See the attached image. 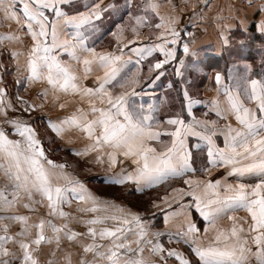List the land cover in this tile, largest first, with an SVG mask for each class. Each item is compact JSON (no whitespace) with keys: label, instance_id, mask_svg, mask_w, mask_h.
Returning a JSON list of instances; mask_svg holds the SVG:
<instances>
[{"label":"snow or ice","instance_id":"1","mask_svg":"<svg viewBox=\"0 0 264 264\" xmlns=\"http://www.w3.org/2000/svg\"><path fill=\"white\" fill-rule=\"evenodd\" d=\"M142 2L144 14L130 13L111 33L115 50L97 51L87 40L88 34L96 30L94 22L108 10L102 2L90 6L85 13L69 16L61 10L64 0H0V18L18 26L16 32L0 34V48L6 44H23L20 33L26 29L24 35L31 40L27 51H11L21 71L18 82L46 84L48 87L37 95L47 100L51 93L53 104L61 95L78 96L86 104L63 118L50 120L48 127L62 139L66 133L81 134L87 143L74 154L86 157L94 153L93 162L106 164V172H111L104 177L106 183L134 185L137 192H143L145 188H154L192 172L186 148L189 136L207 143L208 164L224 168L228 176L257 174L259 181L252 184H230L226 180L184 181L194 183L197 188L202 184L201 194L195 188L187 193L183 189L174 190L180 198L193 197L196 210L206 222L203 237L191 216L185 214L187 205L181 204L180 211L164 219L168 224L172 218L184 215L177 231L168 233L169 243L177 237V243L189 245L199 264H264V81L250 79V68L230 77V86L224 85L217 74V97L210 102L209 111L218 120L196 119L192 107L200 101L185 92V107L191 121L186 123L179 116L168 119L165 124L174 128L162 131L154 106L149 104L145 108L143 104L130 103V97L137 95L136 88L141 84L143 61L153 53L164 57L149 65L151 74L173 58L174 49L169 45L177 41L178 21L174 16L160 15L158 0ZM153 13L160 20L155 24L161 30L156 36L157 42L130 47L140 39L141 28L152 27ZM259 27L264 31V24ZM129 32L132 38L126 34ZM184 51L189 52L187 46ZM65 54L67 59H63ZM21 56L23 64L19 63ZM89 79L92 84L86 86L84 81ZM116 88L120 91H114ZM17 101L24 106L23 112L30 113L35 107L43 106L29 104L21 97ZM67 106L59 105L60 108ZM6 109L15 110L7 101L5 90L0 88V117L12 130L11 134L18 137L10 138V132L0 126V264H11L17 259L20 264H40L37 254L41 245L55 243L60 250L63 239L80 248L76 264H157L153 257H158L162 264H168L170 258H175L178 264H192L184 252L164 246L161 242L164 232H150L139 214L96 196L83 181L65 171V164L49 159L28 121L23 116L8 117ZM229 117L237 126L219 124L220 119ZM162 135L171 137L170 145L157 150L152 142ZM217 136H223V147L213 139ZM67 142L74 143L72 139ZM118 157L130 160L135 167L131 171L125 168L112 171L117 167ZM36 196L40 199H35ZM73 201L79 204L76 212L83 215L63 210ZM36 205L47 209V215L38 222H30L29 216L17 214L18 207L35 212ZM230 212L233 214L229 215ZM237 212L244 215H235ZM225 216L231 222L228 227L220 224ZM54 219L63 222L57 225ZM13 223H19L21 228L10 235ZM71 223L85 226L86 231L73 230L69 227ZM9 243L18 246L19 255L6 247ZM48 255L51 258L46 264H60L56 251ZM74 255L65 252L61 258L63 264H73ZM3 257H11V261Z\"/></svg>","mask_w":264,"mask_h":264},{"label":"crops","instance_id":"2","mask_svg":"<svg viewBox=\"0 0 264 264\" xmlns=\"http://www.w3.org/2000/svg\"><path fill=\"white\" fill-rule=\"evenodd\" d=\"M256 1L259 2L258 0ZM97 2H102L104 7L108 10L104 12L100 20L94 22L96 30L88 34L87 43L97 51H114L116 42L111 33L116 30L117 24H123L128 19L130 13L143 15V2L142 0H130V3L129 0H64V3L61 5V10L66 15L74 16L87 12L88 8ZM158 3L160 4V15L167 16L166 8L171 5L168 4L167 1L165 2V0H158ZM198 3V0L197 2H191L195 9L198 7ZM241 3H243L242 0H239L238 4H236L235 1L232 2V0H208L207 4L209 6L206 8L208 9L206 12L212 14V17L207 14L205 18L202 14L199 15V10L194 11V8L191 9L193 10L192 13L196 12L195 14H197L199 18L195 19V21L189 20L187 25H190V30H188V28H183L180 35L177 37V43L169 45L170 48L174 49L173 58L167 64H164L161 69H156L151 74H149V65H154L162 61L164 57L159 53H153L151 57L141 63V84L136 88L137 95L130 97V103L136 105L143 104L145 108H147L149 104H152L155 109V118L159 121L162 131L173 130L174 126L165 124V121L168 119L179 116L181 119H184L186 123L191 121L192 117L189 116L188 109L185 107V92H187L192 99L200 101V103L192 107V115L195 116L196 119H207L209 121L218 120L215 113L209 111L210 102L213 98L217 97L216 89L218 85L215 81V76L217 74L221 76L224 85L230 86L232 82L229 79L230 77H235L238 73L245 72L246 68H250L251 71L248 73L250 79L264 81V31H261L259 27L261 24H264V4L257 9L256 6H253L254 4H248L247 7H250L251 10H248L249 8H247V10L252 15L248 17ZM174 8L175 10L179 9L177 5ZM180 11L183 12L181 9ZM175 13L177 12L175 11ZM177 16L182 18V14L177 13ZM151 17L152 27L141 28L140 39L136 44L130 47L147 46L148 44L157 42L156 36L159 35L161 30L156 29L155 24L159 23L160 20L154 13L151 14ZM8 24L17 26L14 22L0 18V34L3 32L7 33L6 29ZM180 24L182 25L183 22ZM1 26L3 27L1 28ZM68 30L71 31V29ZM25 31L26 29L22 30L20 33L22 35L23 44H10L15 46L17 50L24 52L27 51V47L31 43L30 37L23 36ZM177 32H179V29ZM126 34L129 38H132L130 32ZM185 46L189 49L187 53L184 51ZM257 49H259L258 53H256ZM11 51L9 44L0 48V88L5 90L7 101L9 99L8 102L11 104H20L17 101V97H21L27 100L29 104L35 106L39 105L40 101L43 103L46 102L47 105H51L53 103L51 93H49L47 100L37 95L38 92L48 87L46 84L33 83L27 85L26 81L18 82L20 80L21 71L16 68L17 60L14 62L12 61ZM255 54H257V56ZM22 57L23 56L20 57L21 60L19 59L20 64L24 63V57ZM255 58L256 60L254 61ZM63 59H67L66 54L63 55ZM84 84L86 86H91V79L84 81ZM114 91L119 92L120 89L116 88ZM220 98L223 99L222 92L220 93ZM74 99H76V96L61 95L59 101L55 104L60 105L64 103L71 105ZM76 103H78L79 106L83 104L86 106V104L79 99ZM69 114H71L69 111L63 112L58 117L63 118ZM28 116L29 117L24 119L33 127L38 136L39 130L35 125L36 121H41L43 124H46L49 123L48 119L56 120L54 117L46 116L44 112H37L36 107L35 110L30 113L28 112ZM225 123H231L234 127L237 126L235 120L231 117H229L228 120H219L221 126ZM0 126H3L6 130V124L3 125L0 122ZM7 128L9 129L8 125ZM11 131L10 138L18 139V137L11 134ZM76 134L81 137V134L76 132L66 133L64 136H76ZM213 139L219 147H223V136H217ZM170 140L171 137L162 135L158 141L152 142V146L157 148V150H163L165 145H170ZM42 146L45 149L43 143ZM186 148L190 154L189 163L193 169L192 172H186L182 177L169 179L154 188H145L143 192H137L134 185H124V187L129 191L126 196L129 195L128 197H135L134 199H137V197L150 195L160 186H167L165 190H161V194L156 199L161 201L159 207L156 206L155 208L146 210L134 209L135 211L132 212L139 214L142 223L147 225L150 230L152 228L166 233L161 237V242L166 248H175L184 252L192 261V264H199L197 258L191 253L189 245L177 243V237H173V241L169 243L168 233H175L177 231L178 226L181 225L184 220V215L172 218L168 224H165L164 218L172 212L180 211L181 204L187 205V208L184 210L185 214L191 216L192 221L200 229L202 237L204 235L203 229L206 226V222L194 206L193 197L191 195H183L182 198H180V194L174 190H184L186 187L184 183L186 178L189 181L203 180V182L211 181L213 183L216 180H226L227 183L235 182L236 180L228 176L224 168L213 167L208 164V146L207 143L199 137H187ZM48 149L46 148L45 151ZM47 152L48 151H46V153ZM117 159L121 168H127L129 170L135 167L130 160H125L123 157H118ZM120 161H123V163ZM62 164H64V159ZM65 170L69 172L70 164L66 165ZM245 177V175L243 177L240 176L238 179H245ZM80 180L82 181L83 179L80 178ZM93 182L100 187H120V185L106 183L105 179H94ZM85 183L86 186H89L88 189L93 191V184L88 180L85 181ZM202 188L203 185L198 188L197 194L202 193ZM130 189L132 191H130ZM112 199L121 203L116 196H112ZM122 201L126 200L122 197ZM16 211L17 214L23 215V207H18ZM228 214L232 215L233 213L230 212ZM234 214L238 216L244 215L243 212ZM225 220H227V216L220 221L223 227L227 226ZM209 235H212V233H208V236ZM210 237L211 236H209V238ZM146 254L145 252L144 255L146 256ZM159 264H162V262H159ZM168 264H178V261H175V258H170Z\"/></svg>","mask_w":264,"mask_h":264},{"label":"rangeland","instance_id":"3","mask_svg":"<svg viewBox=\"0 0 264 264\" xmlns=\"http://www.w3.org/2000/svg\"><path fill=\"white\" fill-rule=\"evenodd\" d=\"M166 1L168 4L171 5L170 7L166 8V11L168 14V15L166 14L167 15L166 17H172V16L177 17L176 19H177L178 23L175 25V27H176L177 31L179 29V32H178L179 35H180L183 28L184 29L188 28V30H190V25H187L188 24L187 22H189V20L195 21V19L199 18V17H197V14H195L196 12L192 13L193 10L194 11L199 10V15L202 14L204 16V18L206 17L207 14L211 15L210 17H212V14H209L206 12V10H208L206 8H207V6H209L207 4L208 0H198L199 3H198V7L196 9L194 8V5L191 4V2H197V0H165V2ZM234 1L236 2V4L239 3V0H232V2H234ZM258 1L259 2H257L256 0H242L243 3H241V6L245 8L248 17L249 16L251 17L252 15L248 11L251 9H250V7H247V5L248 4H254L253 6H256V9L258 7L260 8L262 6V4H264L263 3L264 0H258ZM176 5H177V8H179V9L175 10L174 7ZM232 6H234V5H232ZM247 8H249V9L247 10ZM180 9L184 13L181 12ZM191 9H193V10H191ZM241 9H243V8H241ZM178 10H179V12H178ZM214 10L217 11L216 9H214ZM175 11L179 14H182V18L180 16H177V13H175ZM173 12H174V15H173ZM200 18H203V17H200ZM182 22H183V24L181 25L180 23H182ZM2 27L3 26H1V28ZM16 27H18V26L8 24L6 32L7 33L16 32ZM7 33L3 32L2 34H7ZM188 33H190V32H188ZM23 36H26V35H24V33H23ZM9 47L11 48V50H17L16 47L13 45L9 44ZM23 47H24V45H23ZM23 50H25V49H23ZM258 50L259 49L256 50V53H258ZM255 55L257 56V54H255ZM19 59L21 60V58H19ZM15 60L16 59L12 57V61L14 62ZM255 60H256V58L254 59V61ZM16 68L18 69V66ZM78 99L80 100V98L78 96H76V99H74L72 104L68 105L66 108H60L58 104H53V103L51 105H47L46 102L43 103L39 100L40 101L39 105H43V106L42 107H36V110L39 113L44 112L46 116L48 115L49 117L51 116V117L57 118L63 112L69 111L72 113L77 107H86L84 104L79 106L78 103H76ZM8 101H9V99H8ZM12 105H13V108L15 110L6 109V114L8 117L14 118V116L15 117L23 116V118H25V119H26V117H29L28 112H23V107H24L23 105H21V104H12ZM39 105H36V106H39ZM3 119H4L3 117H0V122L3 125H5L3 123ZM48 120L50 122L51 119H48ZM48 124L49 123L43 124V122H41V121L35 122V125L37 126V129L39 130L38 138L41 140V145L43 143V145L45 146V149L49 148L48 150H46V151H48L46 153V155L52 161H54L56 163L59 162L57 164H62L63 159H64L65 165L70 164L69 173L76 176L78 179L82 178L83 179L82 181L84 182L85 185H86L85 181H87V180L90 181L91 184H93L92 186L94 189H93V191L91 190V192H93L96 196H98L104 200H111L112 202H114V203H116L122 207H125L131 211L152 209V208H155L156 206L159 207L161 201H158L156 199L161 194V192H162L161 190L154 191L150 195H147L145 197H137V199H134L135 197H128L129 195L126 196V194H128L127 192H129V191L124 186H120L119 188H113V187H100L98 184H95L93 182L94 179L102 180V179H104L105 175L111 174V172H106V164L105 165L95 164L93 162L94 157H95L94 153H91V154H89V156H86V157H80V156L75 155L74 154L75 150L83 147V145L85 143H87V141L82 139L81 137H79L77 134H76V136H73V135H71L69 137L64 136L62 139V138L56 136V134L51 131V129L48 127ZM7 129L8 128L6 125V130ZM7 131L10 132L11 130L8 129ZM69 139H72L74 141V143L69 144L67 142ZM120 168L121 167L117 162L116 169H113L112 171H118ZM125 169H127V168H125ZM129 170L131 171L132 168H130ZM245 176H246L245 179L244 178L238 179L240 176H231V178L236 180V181L231 182L230 184H235V183L252 184V183L259 181V176L257 174H247ZM241 177H243V176H241ZM185 180H188V179L186 178ZM197 181H199V180H197ZM200 181L203 182V180H200ZM200 186L202 187V184ZM86 187L88 188L89 186H86ZM194 188L197 192L198 188L196 187V185L194 183L191 185L186 184V187L184 188L183 191L185 193H187L189 191H192ZM130 191H132V190L130 189ZM220 192H221V194H223L222 188L220 189ZM112 196L118 197V199L120 200L121 203H118L117 201L113 200ZM122 197L126 201H122ZM35 199L39 200L40 197L36 196ZM78 206H79L78 202L73 201L70 207L65 206L63 210L66 212H70L74 215H83L81 213L76 212V209ZM23 215L29 216L30 222H38L40 217L47 215V209L41 205H36V211L35 212L29 211L28 209L23 208ZM62 222H63L62 219H54V223H56L57 225L61 224ZM229 223H230V221L225 220V224L227 225L226 227L229 226ZM69 227H71L73 230L78 231V232H85L86 231V227L83 225H80V224L71 223L69 225ZM20 228H21V225L19 223H13L11 225L10 230H9V234L11 235V234H14L16 232H19ZM149 231L154 232L157 230L151 228V230L149 229ZM0 234H2V233H0ZM48 234L50 235L51 233H48ZM209 236H211V235H209ZM6 247H8L10 251L16 252L17 255H19L18 246L9 243L8 245H6ZM52 251H56V259L60 262V264H63V261L61 258L63 257L65 252H72V253L76 254L73 256V264H76V261L79 259V253L81 250L78 246L70 245V243L66 239H63L61 241L60 250L56 249L55 243H53V244H42L40 252L37 254L39 257L40 264H46L47 259L51 258L48 254ZM147 255H148V253L146 254V256ZM90 258H91V256L89 255V259ZM3 259H7V260L11 261V257H3ZM153 259H155L157 261V264H159L160 261H159L158 257H153ZM11 264H20V261H19V259L14 260V261H11Z\"/></svg>","mask_w":264,"mask_h":264},{"label":"trees","instance_id":"4","mask_svg":"<svg viewBox=\"0 0 264 264\" xmlns=\"http://www.w3.org/2000/svg\"><path fill=\"white\" fill-rule=\"evenodd\" d=\"M167 188V186H160V187H158V188H156L154 191H158V190H165ZM153 191V192H154Z\"/></svg>","mask_w":264,"mask_h":264}]
</instances>
